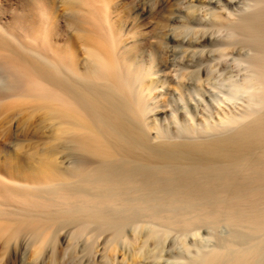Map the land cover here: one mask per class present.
<instances>
[{
    "label": "bare ground",
    "instance_id": "bare-ground-1",
    "mask_svg": "<svg viewBox=\"0 0 264 264\" xmlns=\"http://www.w3.org/2000/svg\"><path fill=\"white\" fill-rule=\"evenodd\" d=\"M105 3L67 0L56 45L46 1L20 37L0 27V118L20 126L0 132L18 140L0 146L1 250L264 264V0H174L131 39Z\"/></svg>",
    "mask_w": 264,
    "mask_h": 264
},
{
    "label": "rangeland",
    "instance_id": "rangeland-1",
    "mask_svg": "<svg viewBox=\"0 0 264 264\" xmlns=\"http://www.w3.org/2000/svg\"><path fill=\"white\" fill-rule=\"evenodd\" d=\"M39 1L40 0H0V27H3V29L5 30L8 29L7 30L8 32L12 31L14 28H16L17 30L19 29L20 33L18 32L19 34L18 33L17 34L20 37L24 33L23 30H21V25L23 24V22H25L24 19L27 16L26 14H28L30 10H33L34 3L36 4V2ZM42 1H46L52 5L56 16L54 18V21L56 23V29H53V31L50 34V42L54 45L58 43H62L69 36V33L71 31L70 21L68 17L69 5L67 4V0H42ZM104 1L109 2V3H105V5L108 8H110L107 9L110 14V17L113 19L115 18L116 20H120V26L122 27V32L123 31L127 32V37L131 39L132 37L138 35V33H144L145 35H151L156 33V29L158 25L156 22L159 21V17L156 16V12L159 11L160 9L162 15L165 16L166 18V16H168V13L170 12V9H172L173 7L172 3L174 0H104ZM140 3L142 4V6H144V8H147L148 10L141 11L136 9L137 5H139ZM215 35L216 37L217 35L218 37H222L223 33L214 34V37ZM196 56L194 55V57ZM227 69H231L235 71L236 67L228 66ZM223 79L224 78L222 75L221 77L218 78L222 88L223 87L225 88L224 84H226V82L225 80L223 81ZM1 82L2 81L0 80V83ZM16 119L17 118H14L12 120V118L11 119L9 118L7 119V122L4 121V123H2V119L0 118V132L2 131V129L4 130V128L6 127H9L12 131L17 130V127L19 129L20 127L19 122ZM11 138L7 139L6 141L0 139V146L6 144V146H9V148L13 147V145L17 143L18 140L16 139L15 136H12ZM225 227L226 226H221L218 228L216 232L218 236L228 235L229 229L228 227L226 228ZM187 240H189V238ZM56 244L57 245L55 246V252L57 255V259L59 260V264H75V260L73 259V256L71 255L70 252L71 249L66 244H62L59 241H57ZM192 249H194L193 246L191 247V250ZM180 250L182 249L178 247L173 248L171 251L172 255L166 257L164 256L163 259H161V264H177L176 263L177 260L175 257L179 253V252L177 253V251ZM2 252L3 250H1L0 247V264L21 263L19 262L20 252L13 251L11 249H8L3 253ZM44 252L42 254L43 260L41 258V262H42L41 264L43 263L49 264L50 261L49 252L48 251H46L45 253Z\"/></svg>",
    "mask_w": 264,
    "mask_h": 264
}]
</instances>
